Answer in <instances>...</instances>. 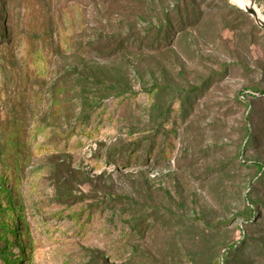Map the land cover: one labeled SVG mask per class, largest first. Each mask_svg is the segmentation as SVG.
Instances as JSON below:
<instances>
[{"label": "rangeland", "instance_id": "obj_1", "mask_svg": "<svg viewBox=\"0 0 264 264\" xmlns=\"http://www.w3.org/2000/svg\"><path fill=\"white\" fill-rule=\"evenodd\" d=\"M254 4L264 15V0ZM255 163L264 29L233 0H0V234L11 257L222 264L232 252L229 264H264Z\"/></svg>", "mask_w": 264, "mask_h": 264}, {"label": "trees", "instance_id": "obj_2", "mask_svg": "<svg viewBox=\"0 0 264 264\" xmlns=\"http://www.w3.org/2000/svg\"><path fill=\"white\" fill-rule=\"evenodd\" d=\"M227 1V0H224ZM162 126H160V131L159 133L162 134V136H165L167 138V141H163V147H168V143L171 142L170 138L172 139V134L174 133V127H172V125L170 124V122L165 121L162 122L161 124ZM154 138L152 139L153 142ZM250 142V141H248ZM248 145V144H247ZM254 167L257 168L258 172L261 173V177L258 179V182H261L264 180V167L261 163H255ZM118 199H122L120 197H117ZM251 202H253L251 200ZM254 203V202H253ZM255 206L249 208V207H245V210L242 213V216L245 219V222L250 224L251 223V219L254 217V212L256 209H254ZM8 229V233L10 236H14V232L15 230L11 228H7ZM237 245V244H236ZM14 247V242H10V240H8V237L5 236L4 234H0V264H22L23 261V257L21 254V251H14L12 257H11V251L8 250L7 247ZM234 246V245H233ZM233 246H230L227 250H233L235 248H233ZM231 253L232 252H226L224 255H222L221 260H222V264H229L231 262Z\"/></svg>", "mask_w": 264, "mask_h": 264}, {"label": "water", "instance_id": "obj_3", "mask_svg": "<svg viewBox=\"0 0 264 264\" xmlns=\"http://www.w3.org/2000/svg\"><path fill=\"white\" fill-rule=\"evenodd\" d=\"M250 2L249 6L244 7V10L252 16V18L255 20V23L262 29H264V20L260 19L257 14L254 7V0H248Z\"/></svg>", "mask_w": 264, "mask_h": 264}, {"label": "bare ground", "instance_id": "obj_4", "mask_svg": "<svg viewBox=\"0 0 264 264\" xmlns=\"http://www.w3.org/2000/svg\"><path fill=\"white\" fill-rule=\"evenodd\" d=\"M235 3H237L241 8L249 6L250 2L248 0H233ZM257 16L264 20V15L260 14V12L257 10L258 8L254 5Z\"/></svg>", "mask_w": 264, "mask_h": 264}]
</instances>
